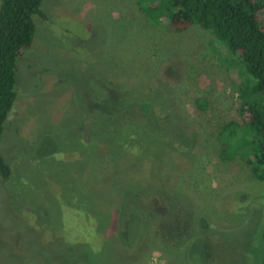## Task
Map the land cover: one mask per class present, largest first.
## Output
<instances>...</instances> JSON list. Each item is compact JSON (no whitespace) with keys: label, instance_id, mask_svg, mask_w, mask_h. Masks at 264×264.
Returning <instances> with one entry per match:
<instances>
[{"label":"rangeland","instance_id":"1","mask_svg":"<svg viewBox=\"0 0 264 264\" xmlns=\"http://www.w3.org/2000/svg\"><path fill=\"white\" fill-rule=\"evenodd\" d=\"M155 1L41 2L0 141V264H260L244 76Z\"/></svg>","mask_w":264,"mask_h":264},{"label":"trees","instance_id":"2","mask_svg":"<svg viewBox=\"0 0 264 264\" xmlns=\"http://www.w3.org/2000/svg\"><path fill=\"white\" fill-rule=\"evenodd\" d=\"M43 0H0V141L4 123L16 98V71L23 50L33 40L34 15H42ZM148 8L160 10L176 32L191 26L207 31L213 43L244 76L240 85L239 115L254 136L247 162L256 178L264 180V12L262 0H156ZM226 55V53H225ZM234 59V60H233ZM199 108L206 103L195 100ZM230 144V143H229ZM11 168L0 149V176ZM264 264V223L262 227Z\"/></svg>","mask_w":264,"mask_h":264}]
</instances>
